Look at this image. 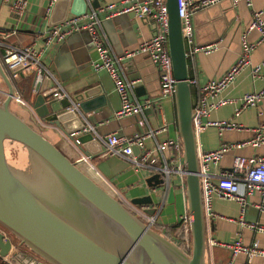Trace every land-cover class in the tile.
Returning a JSON list of instances; mask_svg holds the SVG:
<instances>
[{"label":"crops","instance_id":"1","mask_svg":"<svg viewBox=\"0 0 264 264\" xmlns=\"http://www.w3.org/2000/svg\"><path fill=\"white\" fill-rule=\"evenodd\" d=\"M25 10L21 15L14 14L8 4H0V42L13 47L32 45L41 52V59L48 66L53 77L70 94L76 95L86 89L97 87L101 90L102 98L97 103V108L86 114V127L98 140L110 132L123 135H132L141 130L157 128L167 125V130L156 134L155 139L147 138L146 147H152L156 141L175 138L179 135L177 112L174 96L161 97L159 86V71L151 60L142 54L123 60L124 75L130 80H136L132 88V99L140 102L150 99L152 105L144 108L139 115L126 116L115 119L113 113L120 107V99L114 91L111 79L104 71H94L91 62L96 57V51L91 41V35L83 30L73 33L64 41L54 45L45 44L46 32L63 18L70 17L74 12L81 10L82 2L75 0L68 3L65 0H25ZM85 1L84 12L97 9L100 6L119 0H97L95 7ZM144 1V0H140ZM246 6L243 0L237 2L222 0L216 5L198 11L194 16L195 43L197 46L217 45L216 50L209 54L202 52L192 53L187 46L188 79L195 78L199 84L222 76L227 68L239 56L244 42H253L257 39V32L246 28L252 20V14L260 11L264 21V0H249ZM82 14V13H81ZM102 17V16H101ZM58 22V23H57ZM101 30L106 35L112 51L121 56L125 51L136 49L144 40L157 31L154 21H141L133 14H123L111 19H101ZM1 32L7 33L6 36ZM5 50V45L0 44V56ZM264 59V40L261 41L250 53L251 63ZM131 61L132 65L126 63ZM6 74L12 83L14 93L20 95L25 104L12 101L10 108L20 118L29 124L37 125L40 132L55 144L68 158L77 161L84 154L80 146L75 145L55 125L38 117L32 104L38 93L34 91V74L24 69L7 70ZM264 73V67L261 69ZM55 81L45 78L39 93L46 94L54 87ZM261 80L251 78L249 69L244 67L235 76L233 82L225 88L219 97L233 99L210 112L203 118L207 120H229L239 125L238 129L219 130L217 127H206L197 138V147L203 151L215 150L223 142L235 143L251 138L252 128L264 124V98L256 107H247L238 115H233V108L238 104L237 99L246 92L258 90ZM191 85L193 103L197 99L198 89ZM138 86H144V94L137 92ZM7 88L0 77V103L4 100ZM215 100V99H214ZM139 120H144L140 127ZM31 126V124H29ZM32 127V126H31ZM45 133V134H44ZM264 139V135H263ZM101 151L89 152V160L103 177L96 175L87 165L83 166L89 171L96 182L120 202L130 201L147 194L153 196V203L146 206L148 214H157L156 225L152 228L166 241L179 248L183 244L182 231L178 222L182 213L188 211L185 176L175 173L170 177V184L166 188L153 191L146 186L145 179L149 173L145 169L134 167L127 159L120 156H104L105 145L99 141ZM91 151H97V145H89ZM139 149L134 148L138 154ZM235 156L250 157L264 156V141L257 147H231L219 162L210 165L209 171L214 182L219 175L231 168ZM94 179V178H93ZM259 201L257 192L246 197V206L242 219L245 222L257 221L264 225V211L259 212L256 203ZM213 216L206 219V239L213 238L220 242H231L239 238L244 245L256 243L264 249V234L254 233L246 226L239 224L238 205L232 200L222 199L215 193L211 196ZM229 259V251L222 246H214L211 253L205 251L204 264H225ZM234 264H264V255L255 254L247 262L244 254L238 253Z\"/></svg>","mask_w":264,"mask_h":264},{"label":"water","instance_id":"2","mask_svg":"<svg viewBox=\"0 0 264 264\" xmlns=\"http://www.w3.org/2000/svg\"><path fill=\"white\" fill-rule=\"evenodd\" d=\"M65 1L73 3L75 0ZM80 1L83 6L75 14L84 12L85 1ZM91 2L98 6L97 0ZM166 6L168 50L176 79L174 97L178 132L183 143L190 215V255L184 254L140 221L80 169L78 161L68 158L11 110L14 89L0 62V77L7 88L0 103L1 256L10 255L14 264H204L206 219L199 184L197 143L192 128L193 101L188 83L187 52L177 0H166ZM126 65L130 66L132 62ZM33 83L38 94L32 108L38 117L58 127L85 154L100 152V140L91 132L78 135L75 132L87 126L86 114L97 108L102 98L101 90L94 87L55 99L50 92L39 93L41 83L35 82V78ZM136 91L144 94V86H138ZM6 141L17 142L28 150L29 169L35 185L22 179L21 175L26 172L16 171L8 163ZM91 143L97 145V151L89 149ZM145 183L156 191L162 188L163 179L159 173H154L146 177ZM131 202L148 206L153 203V196L147 194ZM3 231L12 237L4 239ZM13 245L17 246L16 250L12 249Z\"/></svg>","mask_w":264,"mask_h":264},{"label":"built area","instance_id":"3","mask_svg":"<svg viewBox=\"0 0 264 264\" xmlns=\"http://www.w3.org/2000/svg\"><path fill=\"white\" fill-rule=\"evenodd\" d=\"M86 1L91 5L92 0ZM220 1L222 0H177L186 50L187 46L190 47L191 52L194 54L197 52L209 54L216 50V44L206 46H197L195 44L194 16L198 11L216 5ZM230 1L234 3L240 0ZM243 1L246 6H250L249 0ZM0 2L8 4L10 10L16 15H21L26 6L25 0H0ZM260 13V11L253 12L252 20L245 31L255 30L258 35L257 39L253 42L243 43L239 56L222 76L208 80L204 84H199L195 78L188 79V83L195 84L198 89V96L193 103L192 110V128L196 143L198 135L208 126L217 127L219 130L240 128L239 125L229 120L203 121L202 119L208 117L212 110L234 102L233 99L219 97V95L225 91V88L233 82L237 73L244 67L249 69L251 78L260 79L262 84L258 90L243 93L237 99L238 104L233 108V115H238L241 110L247 107H256L260 100L264 98V73H261V69L264 67V59L257 63H251L249 60V53L264 40V21L261 19ZM123 14H133L134 17L141 21L152 20L156 24L157 31L144 40L136 49L125 51L121 56H118L112 51L111 45L100 27L101 19H111ZM83 30L90 33L91 41L96 51V57L91 62L92 69L107 73L112 81L114 91L120 99V107L113 113L115 119L142 114L144 108L152 105L150 99L140 102L131 98L132 88L136 80H130L124 75L123 60L126 58L134 57L138 54L146 55L159 71L160 96H174L176 79L173 75L172 60L168 50V11L166 0H119L106 3L97 9H90L89 12L66 17L46 32L45 44L56 45L64 41L67 36ZM1 33L4 36L7 35V33ZM0 44L5 45V50L0 56V62L4 69L31 71L34 74L35 82L41 83L45 78L54 80V87L49 92L52 93L55 99L72 96L53 77L48 66L41 59V52L32 45L13 47L3 42H0ZM12 101L21 104L26 103L16 93L12 96ZM138 124L141 127L144 124V120H139ZM166 130L167 125H162L157 128L149 127L147 130H141L132 135H123L118 132L107 133L99 137V140L105 145L103 155L120 156L127 159L134 167L147 170L149 175L159 173L163 179V186L167 188L172 174L175 173L181 177L185 176L181 137H168L161 142L155 140L154 145L149 148L145 145L147 138L155 139L157 133ZM251 130L253 135L247 140L235 143L223 142L217 149L209 151H203L197 147L199 184L205 219L214 215L211 208V196L212 193H215L220 198L232 200L238 205L239 224L246 226L254 233L264 234L263 224L257 221L245 222L242 219L246 206V197L252 193L257 192L259 195V201L256 203L257 210L259 212L264 211V156H235L231 168L222 172L216 182L212 180L209 171L210 165H216L231 147H257L262 144L264 141V124H259ZM87 131L89 130L85 127L75 132V134L78 135ZM135 147L139 149L138 154L134 153ZM77 161L79 164L87 165L90 170H94L97 176L103 177L90 162L89 155L84 153L80 155ZM121 203L144 224L149 225L151 228L156 225L158 213L148 214L146 206H139L130 201ZM178 227L183 233V244L180 250L189 256L191 253V235L188 211L180 216ZM3 233L4 239L11 238L7 232L3 231ZM205 243V251L208 250L210 253L214 246H222L229 251V259L225 264H234L233 259L238 253L244 254L247 262L255 254L264 255V249H260L255 242L251 245H244L239 238H235L231 242H220L213 238H207ZM16 247V245H13L12 249L16 250ZM0 264L14 263L11 261L10 255H0Z\"/></svg>","mask_w":264,"mask_h":264},{"label":"rangeland","instance_id":"4","mask_svg":"<svg viewBox=\"0 0 264 264\" xmlns=\"http://www.w3.org/2000/svg\"><path fill=\"white\" fill-rule=\"evenodd\" d=\"M28 122L35 130L42 132L37 125H33L30 121ZM5 151H6V158L8 163L16 171L26 172L25 175L24 174L21 175L22 179L30 185H35V178L33 177V175L30 174L31 171L29 169L30 161H29L28 150L23 145L17 142L6 141ZM78 166L80 169H82L86 174H88L91 178H94V180L96 181L95 177H93V175L89 173V171L83 166V164H79Z\"/></svg>","mask_w":264,"mask_h":264},{"label":"trees","instance_id":"5","mask_svg":"<svg viewBox=\"0 0 264 264\" xmlns=\"http://www.w3.org/2000/svg\"><path fill=\"white\" fill-rule=\"evenodd\" d=\"M1 228V227H0ZM8 233V232H7ZM9 234V233H8ZM10 235V234H9ZM10 237H12L11 235H10Z\"/></svg>","mask_w":264,"mask_h":264}]
</instances>
